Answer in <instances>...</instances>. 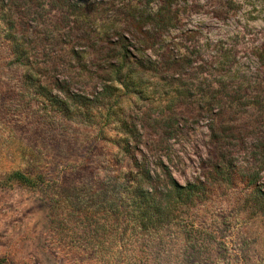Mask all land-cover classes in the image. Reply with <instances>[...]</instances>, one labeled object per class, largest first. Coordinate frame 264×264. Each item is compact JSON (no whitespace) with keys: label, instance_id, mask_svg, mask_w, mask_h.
<instances>
[{"label":"rangeland","instance_id":"rangeland-1","mask_svg":"<svg viewBox=\"0 0 264 264\" xmlns=\"http://www.w3.org/2000/svg\"><path fill=\"white\" fill-rule=\"evenodd\" d=\"M174 2L158 24L167 0H0L10 264H264V197L246 182H264V0ZM226 161L237 174L149 221L122 178L147 164L161 190L164 170L209 183Z\"/></svg>","mask_w":264,"mask_h":264},{"label":"trees","instance_id":"trees-1","mask_svg":"<svg viewBox=\"0 0 264 264\" xmlns=\"http://www.w3.org/2000/svg\"><path fill=\"white\" fill-rule=\"evenodd\" d=\"M186 4H188L189 0H184ZM174 0H167V5L164 7H159L155 10L153 15L151 16L153 19L158 21V24H161L163 21L166 20V18L169 16L172 6L174 4ZM39 81V79H38ZM112 87V85H110ZM59 91L65 90L63 87L60 86V83L57 82L55 86ZM106 86L102 91L99 92V94H102L103 91L107 90ZM38 88L42 89L39 93V95L43 96L44 102H48V104L54 108L56 107V111H60L62 113L69 112L71 108L67 105L66 102H64L62 99L59 98V96L56 94H52V89L48 88L46 85H43V83H38ZM38 89V90H39ZM68 91V90H67ZM66 91V92H67ZM76 94H72V98L75 99ZM70 96V94H68ZM97 98V97H96ZM76 99L74 102L77 103H83L85 101L93 102L89 99V97L83 96V95H76ZM46 105V106H49ZM44 127V126H43ZM46 129H48V126ZM53 131V128H52ZM54 132V131H53ZM129 144V142H128ZM126 151L131 155V149L132 147L130 144L128 147H126ZM94 154V153H93ZM132 156V155H131ZM133 157V156H132ZM76 168L75 163L69 164L71 166ZM104 165V164H103ZM108 164L107 166H109ZM58 166V165H57ZM112 165L110 166L111 169ZM116 167L113 166V169ZM100 169H104L103 166H100ZM98 171H96L95 176ZM250 172V171H249ZM238 169L236 166L230 167L226 161V165L221 168V171H219L218 176H220V179H213L211 182L207 183L209 181V178L207 177L205 180L197 179L195 182H189L186 185H180L176 181V179L173 177V175L169 172L164 170L163 174L167 177L165 179V190H161L158 188V185L156 186L155 183H158L160 181V177L154 176L151 173V170L147 167V164H145L144 167L138 168V172L136 174L133 173H124L122 178L127 180V177H130L129 180L132 182H135V185H133L130 182V185L127 184L126 189L129 191V198L135 201L136 204H139L140 212L139 214L142 215L143 219L146 221H149L152 219L155 215H162L166 212L165 209H171L173 206L176 205V203H179L180 201L184 203L188 202H196L198 198H200V194L211 192L214 184L216 181H224L228 175L237 174ZM82 172L79 170V177H81ZM38 187L41 186V183L43 181L44 174L38 175ZM259 173H248L247 177L249 179L246 181L250 187H253L255 192H257L261 197H264V191L262 186H264V182H259ZM119 179V176H117ZM26 180H28L30 183L33 182L32 178L25 177ZM245 178V176L243 177ZM241 178V179H243ZM148 186V187H147ZM0 264H10L9 260L4 257H0Z\"/></svg>","mask_w":264,"mask_h":264}]
</instances>
